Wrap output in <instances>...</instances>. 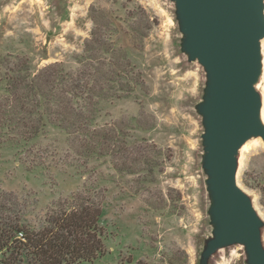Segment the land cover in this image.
I'll use <instances>...</instances> for the list:
<instances>
[{
	"label": "rangeland",
	"instance_id": "obj_1",
	"mask_svg": "<svg viewBox=\"0 0 264 264\" xmlns=\"http://www.w3.org/2000/svg\"><path fill=\"white\" fill-rule=\"evenodd\" d=\"M93 11L112 23L110 39L131 59V77L143 82L101 101L93 125L125 121L130 141L148 146L159 164L154 176L120 173L110 157H79L64 131L48 127L33 141L1 148L0 194H15L33 226L62 199L85 189L99 194L106 253L82 264H252L241 242L207 257L220 229L205 138L211 73L188 52L176 0H0V78L17 64L32 71L55 63L78 69L95 27ZM261 56L255 88L263 121L264 38ZM238 183L262 220L264 245L261 136L238 152Z\"/></svg>",
	"mask_w": 264,
	"mask_h": 264
},
{
	"label": "trees",
	"instance_id": "obj_2",
	"mask_svg": "<svg viewBox=\"0 0 264 264\" xmlns=\"http://www.w3.org/2000/svg\"><path fill=\"white\" fill-rule=\"evenodd\" d=\"M91 18L95 27L78 69L55 63L32 71L17 64L0 78V150L7 143L33 141L54 127L67 134L79 157H110L120 173L152 177L159 164L149 156L148 146L130 141L125 121L93 125L101 101L129 94L143 82L131 77V59L110 39L112 23L94 11ZM98 195L85 189L62 199L33 226L17 196L1 193L0 263L82 264L104 256Z\"/></svg>",
	"mask_w": 264,
	"mask_h": 264
},
{
	"label": "water",
	"instance_id": "obj_3",
	"mask_svg": "<svg viewBox=\"0 0 264 264\" xmlns=\"http://www.w3.org/2000/svg\"><path fill=\"white\" fill-rule=\"evenodd\" d=\"M188 36L187 49L211 73L207 116V169L220 223L207 257L226 244L248 245L252 264H264L262 220L238 183V152L252 137L264 139L261 72L263 0H176Z\"/></svg>",
	"mask_w": 264,
	"mask_h": 264
},
{
	"label": "bare ground",
	"instance_id": "obj_4",
	"mask_svg": "<svg viewBox=\"0 0 264 264\" xmlns=\"http://www.w3.org/2000/svg\"><path fill=\"white\" fill-rule=\"evenodd\" d=\"M262 113H263V122H264V110H263ZM249 143H250V142H249ZM259 144H260V143H259ZM248 145H249V144H248ZM248 145H247V146H248ZM247 146H245L244 148H247ZM248 147H249V146H248ZM246 150H247V149H246ZM243 151H245V150H243ZM247 151H248V150H247Z\"/></svg>",
	"mask_w": 264,
	"mask_h": 264
}]
</instances>
